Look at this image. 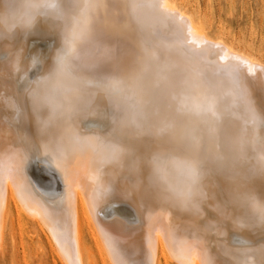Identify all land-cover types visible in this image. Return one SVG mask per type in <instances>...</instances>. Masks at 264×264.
<instances>
[{
	"label": "bare ground",
	"instance_id": "1",
	"mask_svg": "<svg viewBox=\"0 0 264 264\" xmlns=\"http://www.w3.org/2000/svg\"><path fill=\"white\" fill-rule=\"evenodd\" d=\"M260 68L175 0H0V255L24 221L59 264H259Z\"/></svg>",
	"mask_w": 264,
	"mask_h": 264
},
{
	"label": "rangeland",
	"instance_id": "2",
	"mask_svg": "<svg viewBox=\"0 0 264 264\" xmlns=\"http://www.w3.org/2000/svg\"><path fill=\"white\" fill-rule=\"evenodd\" d=\"M175 2L185 8L208 35L221 36L264 62V0H175ZM39 175L40 179L36 176L38 178L36 180L40 183L45 181L44 175ZM87 220L89 225L83 228L86 241L95 233L88 217ZM8 234H12V238ZM13 245L16 247L15 252L12 251ZM51 250L53 253V247L50 248L46 236L36 226L21 221L20 230L16 225L10 229L8 226L5 250L0 255V264H59L57 258L52 257ZM91 262L94 263L96 260L91 259Z\"/></svg>",
	"mask_w": 264,
	"mask_h": 264
},
{
	"label": "snow or ice",
	"instance_id": "3",
	"mask_svg": "<svg viewBox=\"0 0 264 264\" xmlns=\"http://www.w3.org/2000/svg\"><path fill=\"white\" fill-rule=\"evenodd\" d=\"M66 6L71 7V4H68ZM133 6L135 7V5H133ZM148 6L151 7L152 5H148ZM107 54L111 55V50H107ZM67 59H68V53L65 52L64 55L60 57L61 69L67 68ZM85 63H86V66H90V67H94V68L99 67L98 65H87V62H85ZM259 72L261 74H264V68H260ZM260 123L262 125H264V117H262ZM168 131H169V129L167 127H164V128H161L159 130V133L163 134V133L168 132ZM187 139H189L187 136L180 137L181 141H185ZM37 159H39V157H37ZM198 164H199L198 159L193 157L190 161V164H189L190 173H191V176L193 178H196L199 175ZM258 191L261 194V196L264 197V155L260 156V185H259ZM190 194L191 193L189 192V195ZM228 207H229V202L227 200H225L224 209L222 210L221 216H220L221 221L228 217V214H229L227 211ZM94 210H95V204H94ZM259 225H260L262 234H264V201H262L260 209H259ZM253 226H255V223H253ZM128 264H144V262L143 261H130V262H128ZM223 264H229V262L224 261ZM231 264H241V262L239 260H234L231 262ZM259 264H264V250H262V252H261V259H260Z\"/></svg>",
	"mask_w": 264,
	"mask_h": 264
}]
</instances>
